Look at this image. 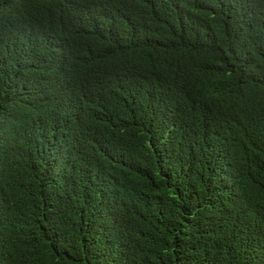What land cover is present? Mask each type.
<instances>
[{
	"label": "trees",
	"instance_id": "1",
	"mask_svg": "<svg viewBox=\"0 0 264 264\" xmlns=\"http://www.w3.org/2000/svg\"><path fill=\"white\" fill-rule=\"evenodd\" d=\"M0 264H264V0H0Z\"/></svg>",
	"mask_w": 264,
	"mask_h": 264
}]
</instances>
